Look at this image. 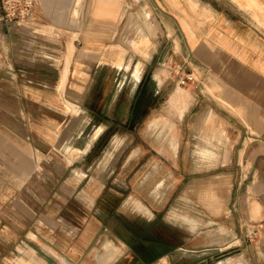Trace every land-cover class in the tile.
<instances>
[{
  "label": "rangeland",
  "instance_id": "rangeland-1",
  "mask_svg": "<svg viewBox=\"0 0 264 264\" xmlns=\"http://www.w3.org/2000/svg\"><path fill=\"white\" fill-rule=\"evenodd\" d=\"M208 1L233 24L254 27L264 37V0H169L167 8L190 16ZM8 4L0 0V122L20 133L27 148L32 144L35 155L25 156L18 179L23 211L0 213L16 219L22 237L48 242L56 263L66 255L67 264H108L105 256L116 246L109 264H264V177L256 178L260 154L254 157L262 147L207 107L190 108L194 77L187 61H175L174 50L150 60L148 39L136 43L128 35L138 32L132 18L139 16L126 2L116 3L112 25L88 13L83 26L110 33L97 48H84L78 35L84 2L76 16L72 0L59 2V22L47 16L50 0H33L24 22L6 14ZM148 7L158 10L160 3L152 0ZM73 30L77 38L63 84ZM143 74L159 91L127 130L120 125L125 115L113 107L118 98L127 101ZM179 86L189 92L182 114L172 102ZM65 101L78 110L70 111ZM74 147L79 150L72 154ZM10 156L0 145L1 205L15 196L2 193L4 176L10 192L12 173L20 171ZM140 238L177 247L149 255Z\"/></svg>",
  "mask_w": 264,
  "mask_h": 264
},
{
  "label": "crops",
  "instance_id": "crops-1",
  "mask_svg": "<svg viewBox=\"0 0 264 264\" xmlns=\"http://www.w3.org/2000/svg\"><path fill=\"white\" fill-rule=\"evenodd\" d=\"M150 1L152 0H81L85 3V11L83 10L81 14L82 25L78 35L83 47L97 48L101 38L106 36L108 38L110 34L97 28L83 26L84 20L89 19V12L92 13L91 19H99L103 25H112L117 14L116 3H128L129 9L133 8L139 16V19L136 15L132 18L134 29L137 27L138 32L133 34L129 32L128 35L129 37L133 35L136 43L148 39L150 60L159 61L161 58H167L174 50L176 53L173 54V59L179 62L186 60L191 67L194 78L190 108L196 105L207 107V112L213 111L234 130L244 131L252 139L258 140L262 148L254 157L260 154L256 169V178L260 180L264 177V37L259 35L254 27L244 28L239 24H233L226 15H223L225 12L211 1L205 2L207 4L204 6L205 9L212 8L211 14L205 9L193 8L190 16L178 8L168 9L169 0H154L160 3V7L158 10H152L148 7ZM193 1L197 5L202 0ZM125 10L123 8L119 11L120 17H123ZM30 17L31 15L23 18L22 22L28 21ZM144 61L147 62V59ZM178 88L180 86L176 87ZM3 90L6 93L7 89ZM0 95L2 96L1 93ZM183 98L184 95L175 101L180 114L188 107V99L185 102L182 101ZM0 126V145L6 146L10 152V162L16 160L20 164L19 167L16 166L20 171L12 173L16 178V185H12L13 182L10 181L12 185L10 192L7 190L9 176H4L7 186L2 193H14L15 196L10 202H1L0 210L23 211L24 188L23 185L18 186V179L23 177L22 164L27 160L25 156L34 157V148L32 144L31 148H27L29 145L25 144L23 136L9 130L7 123L0 122ZM29 149L32 154H27ZM21 183L20 180V185ZM259 191L264 192V187ZM15 221L12 215L8 217L0 213V264H67L66 255L56 263L53 255L55 253L51 251L54 249L48 242L45 241L46 244L38 241L31 235L22 237L23 230L17 228ZM152 248L160 257L164 253L161 251L167 246L156 244ZM117 253L118 249L114 246L106 254L108 264Z\"/></svg>",
  "mask_w": 264,
  "mask_h": 264
},
{
  "label": "flooded vegetation",
  "instance_id": "flooded-vegetation-1",
  "mask_svg": "<svg viewBox=\"0 0 264 264\" xmlns=\"http://www.w3.org/2000/svg\"><path fill=\"white\" fill-rule=\"evenodd\" d=\"M137 80L138 83L136 85V89L131 96L126 97L127 101H124L123 103L121 102V99L118 98L116 105L113 107L115 113L121 112L123 115H125L120 125H122V127L127 130H133L138 119L147 113V108L153 106L157 93L159 91L158 89L153 88V85H151L150 80L147 78V74H143ZM100 140L101 138L99 139V141ZM135 236L138 237V234H136ZM139 240H143L142 242L146 245L149 255L157 254L152 248V246L156 244L166 245L168 249L169 247H177L174 244L152 241L146 238H140ZM168 249L166 250L169 251Z\"/></svg>",
  "mask_w": 264,
  "mask_h": 264
},
{
  "label": "bare ground",
  "instance_id": "bare-ground-1",
  "mask_svg": "<svg viewBox=\"0 0 264 264\" xmlns=\"http://www.w3.org/2000/svg\"><path fill=\"white\" fill-rule=\"evenodd\" d=\"M49 1V0H48ZM52 2V4H51V6L46 10V8H45V10H46V13H47V16L48 17H50V18H53V19H55L57 22H59V20H60V15H59V11H58V3L59 2H63L62 0H52L51 1ZM72 2H74V5H73V7H72V15L73 16H76L75 14L77 13V11L79 10V5H80V2H81V0H74V1H72ZM65 3V2H64ZM50 5V4H49ZM64 5V4H63ZM62 7V6H61ZM41 8H42V6H41ZM60 8V7H59ZM207 9V8H206ZM209 11V10H208ZM66 12V11H65ZM64 14H66V13H64ZM63 20H64V18H63ZM67 20V19H66ZM68 20H69V18H68ZM71 22V21H70ZM64 23V22H63ZM47 28H49L50 29V27L51 26H46ZM57 26H55V28H56ZM54 28V29H55ZM46 29V28H45ZM76 31L74 30V31H72V33L70 34V36L68 37V39H69V42H68V44L66 45V48H67V50H66V54H65V56H66V63H65V65L62 67V77H61V82L63 83V81L65 80V78H66V76H67V71H68V67H67V65H68V58H70V52L73 50V39L76 37ZM122 48V47H121ZM65 60V59H64ZM119 60V59H118ZM119 62L121 63V60H119ZM137 67H135L134 68V71H133V73H134V75H136V73H137V71H138V69H136ZM66 82V81H65ZM64 84V83H63ZM185 94L187 95V92H185V90L183 91V89L182 88H178V89H175V91L173 92V102L175 103V101H176V99L179 97V98H181V96H185ZM183 99H185V98H183ZM182 100V99H181ZM186 100V99H185ZM178 101V100H177ZM182 101H184V100H182ZM182 101H180V102H182ZM66 103H67V106L69 107V109H70V111H72V112H75V110L77 109L76 108V104H73V103H69V102H67V101H65ZM177 103H179V102H177ZM183 103H181V105H182ZM177 105V104H176ZM181 107V106H180ZM78 110V109H77ZM96 135V134H95ZM94 135V136H95ZM78 150H79V148H76V147H74V150H73V152H72V154H75V153H77L78 152ZM72 154H70V155H72ZM74 156V155H73ZM71 157V156H70ZM255 201H258V199H255ZM40 257H42V256H40ZM31 262V261H30ZM159 263V262H158Z\"/></svg>",
  "mask_w": 264,
  "mask_h": 264
},
{
  "label": "built area",
  "instance_id": "built-area-1",
  "mask_svg": "<svg viewBox=\"0 0 264 264\" xmlns=\"http://www.w3.org/2000/svg\"><path fill=\"white\" fill-rule=\"evenodd\" d=\"M5 1V0H3ZM32 5L33 0H9V4L5 5L6 8V14L9 16H12L13 18L23 19L32 13ZM184 66H178L176 68L177 72L181 74V71H183ZM185 76L188 78H192V73L186 71L184 72ZM181 76V82L184 81V77Z\"/></svg>",
  "mask_w": 264,
  "mask_h": 264
},
{
  "label": "water",
  "instance_id": "water-1",
  "mask_svg": "<svg viewBox=\"0 0 264 264\" xmlns=\"http://www.w3.org/2000/svg\"><path fill=\"white\" fill-rule=\"evenodd\" d=\"M170 248H171V247H169V249H170ZM172 248H173V247H172ZM166 249H168V248H165V249H164V250H162V251H164V252H165V251H167ZM169 249H168V250H169ZM162 251H161V252H162ZM157 254H159V253H157ZM157 254H155V255H157Z\"/></svg>",
  "mask_w": 264,
  "mask_h": 264
}]
</instances>
